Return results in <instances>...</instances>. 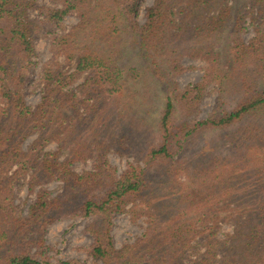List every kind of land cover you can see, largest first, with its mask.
Masks as SVG:
<instances>
[{
  "label": "trees",
  "instance_id": "1",
  "mask_svg": "<svg viewBox=\"0 0 264 264\" xmlns=\"http://www.w3.org/2000/svg\"><path fill=\"white\" fill-rule=\"evenodd\" d=\"M52 1L56 7L0 0V264H54L44 235L68 214L91 219L86 232L93 238L88 254L95 263L187 264L194 255L193 264H264V0H154L142 23L143 0ZM32 10L51 26L72 13L79 19L59 39L34 109L25 100L37 55ZM246 17L255 27L248 42L241 36ZM123 33L132 36L144 65L127 67L114 59ZM226 33V46L220 45ZM61 55L76 62L73 73L62 70ZM186 56L207 67L200 81L180 88L174 79L184 71ZM83 74L89 78L81 95L91 105L76 121L93 129V140L77 142L62 159L74 127L67 112L81 108L68 87ZM146 77L166 88L159 143L144 152V166L130 163L119 175L107 159L113 145L99 135L100 129L108 131V123L92 124L104 118L113 97ZM226 83L232 101L221 89L212 115L195 121L209 87ZM231 129L224 153L207 147L196 151L193 139L203 131ZM34 134L33 147L24 150ZM52 141L57 152L39 150ZM88 158L94 168L75 172L73 164ZM27 178L30 191L50 181L61 182L64 190L53 198L39 190L23 215L15 191ZM138 203L149 226L135 242L117 249L113 217ZM223 224L233 231L221 238Z\"/></svg>",
  "mask_w": 264,
  "mask_h": 264
},
{
  "label": "rangeland",
  "instance_id": "2",
  "mask_svg": "<svg viewBox=\"0 0 264 264\" xmlns=\"http://www.w3.org/2000/svg\"><path fill=\"white\" fill-rule=\"evenodd\" d=\"M38 2L41 6L56 7V4L52 0H38ZM153 2L154 0H143L139 13V21L141 23L144 21L146 8L150 7ZM30 19L36 25L35 48L37 55L34 58L35 65L26 83L25 100L34 109L40 104L43 95V71L57 54L56 47L60 44L59 39L67 34L72 27L77 25L79 19L76 14L72 13L65 17L60 26H51L44 21V17L40 14L39 10H32L30 12ZM252 22L250 17L242 20L241 36L247 42L255 36V27ZM227 36L228 33L225 34V38L223 37L224 40L220 45H225ZM117 42L118 48H115L113 57L120 65L127 67L144 65L131 35L123 33ZM58 62L66 74L75 71L76 62L74 60L69 61L64 55H61L58 58ZM149 63L148 61L145 65L149 66ZM181 64L184 67V71L174 79L180 88L200 81L207 67V64L202 60L188 56L181 60ZM87 78H89V74H83L68 87L69 90L76 91V96L81 102V108L76 112L72 110L67 112L74 127L72 128V136L69 138L70 147L68 146L61 152L62 159L68 155L70 156L77 142H91L93 140V135L91 134L93 129L88 130L83 124L78 125L81 121H76L81 116L85 117L87 115L85 107L91 105L85 101L86 99L81 95L80 89ZM143 80L140 83L136 81L128 91L122 95L113 97L106 104V110L102 116L105 119L107 118V122L104 118H97L96 123L92 124V126L96 125L95 127H97L98 125L101 127L103 123H108V131H101L100 129L99 135L103 140L113 145L108 150L107 159L117 168L119 175L124 174L128 170L130 163L135 166H144L142 160L144 152L151 145L159 143L158 123L166 101V88L162 83L158 84L152 78L146 77ZM261 86L264 88V84ZM221 89L226 93V101L228 100V103L232 101L231 99L234 95L230 92L228 83L222 87L218 84L211 85L201 101L199 113L195 117V121L205 120L212 115ZM263 118L264 116H262ZM232 130L203 131L193 139L196 151L207 147L208 149H214V153L216 154L218 152L224 153L229 146L226 139L228 140V135ZM37 137L36 134L30 136L23 144L24 150H30ZM39 150L44 153L57 152L58 143L52 141ZM93 168V159L91 158L80 160L73 164L74 171L79 174L90 171ZM39 190L48 191L50 197L53 198L60 195L64 188L61 182L50 181L38 184L33 191H30L29 178L23 180L15 191V203L23 215L28 214L29 208L36 200ZM90 222L91 219L84 218L78 214H68L59 217L47 227L44 240L45 245L48 247L47 255L50 257L52 263L77 260L82 264H101L95 263L88 254V249L93 242L92 236L86 232V228ZM148 226L146 209L139 203L136 207L130 204L124 213L113 217L111 234L116 248L120 249L126 244L135 242L143 235ZM232 231L233 229L230 225L223 224L219 237L222 238L225 234L232 233ZM203 250L201 248V251ZM194 260L195 256L190 255L187 259V264H193Z\"/></svg>",
  "mask_w": 264,
  "mask_h": 264
}]
</instances>
